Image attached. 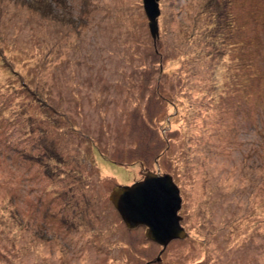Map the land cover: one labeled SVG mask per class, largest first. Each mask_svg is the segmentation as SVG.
Listing matches in <instances>:
<instances>
[{
  "label": "rangeland",
  "instance_id": "1",
  "mask_svg": "<svg viewBox=\"0 0 264 264\" xmlns=\"http://www.w3.org/2000/svg\"><path fill=\"white\" fill-rule=\"evenodd\" d=\"M0 0V264H264V0ZM169 175L165 247L109 200Z\"/></svg>",
  "mask_w": 264,
  "mask_h": 264
},
{
  "label": "water",
  "instance_id": "2",
  "mask_svg": "<svg viewBox=\"0 0 264 264\" xmlns=\"http://www.w3.org/2000/svg\"><path fill=\"white\" fill-rule=\"evenodd\" d=\"M144 14L152 38L158 37L159 0H142ZM109 200L129 230L145 227V238L165 247L174 239H183L186 232L180 227V197L169 175L145 172L141 181L130 186L116 185Z\"/></svg>",
  "mask_w": 264,
  "mask_h": 264
},
{
  "label": "flooded vegetation",
  "instance_id": "3",
  "mask_svg": "<svg viewBox=\"0 0 264 264\" xmlns=\"http://www.w3.org/2000/svg\"><path fill=\"white\" fill-rule=\"evenodd\" d=\"M143 178V177H142Z\"/></svg>",
  "mask_w": 264,
  "mask_h": 264
}]
</instances>
